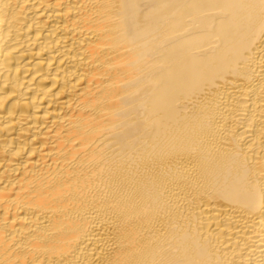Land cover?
Segmentation results:
<instances>
[{
	"label": "bare ground",
	"instance_id": "6f19581e",
	"mask_svg": "<svg viewBox=\"0 0 264 264\" xmlns=\"http://www.w3.org/2000/svg\"><path fill=\"white\" fill-rule=\"evenodd\" d=\"M0 264H264V0H0Z\"/></svg>",
	"mask_w": 264,
	"mask_h": 264
}]
</instances>
